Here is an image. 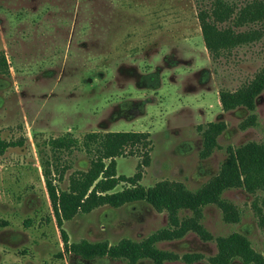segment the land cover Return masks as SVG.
<instances>
[{
  "label": "rangeland",
  "instance_id": "1",
  "mask_svg": "<svg viewBox=\"0 0 264 264\" xmlns=\"http://www.w3.org/2000/svg\"><path fill=\"white\" fill-rule=\"evenodd\" d=\"M224 1L241 7L250 0ZM198 4L0 0V54L8 65V73L0 74V141L14 143L0 156V264H127L101 255L82 258L70 246L139 241L168 226L166 213L132 202L77 215L59 228L41 168V156H51L49 139L66 133L79 140L88 133H149V166L138 170L140 157L118 158L117 176L130 178L140 171L141 186L167 179L190 190L217 174L226 147L264 141V91L255 100V126L244 130L240 125L250 113L243 108L225 112L219 102V92L238 90L264 68V40L213 58L202 40ZM211 122H224L226 129L218 149L202 158L196 128ZM68 160L72 167L61 183L55 182L61 190L73 171L88 167L83 153L63 155L60 164ZM223 197L241 210L240 221L225 223L221 212L208 206L204 227L214 237L240 233L263 253L264 235L250 209L253 197L240 189ZM157 248L180 258L217 252L215 242H203L194 233Z\"/></svg>",
  "mask_w": 264,
  "mask_h": 264
},
{
  "label": "trees",
  "instance_id": "2",
  "mask_svg": "<svg viewBox=\"0 0 264 264\" xmlns=\"http://www.w3.org/2000/svg\"><path fill=\"white\" fill-rule=\"evenodd\" d=\"M196 1L199 3L197 20L202 40L213 58L240 46L264 40V0H250L241 7L224 0H210L209 3ZM243 28L247 29L240 30ZM5 73H8L7 61L0 54V74ZM263 91L264 68L238 90L219 92V102L225 112L243 108L250 113L240 125L244 130L255 126V100ZM225 129L224 122H211L196 128L202 140V158L209 157L218 149L217 139ZM13 144L0 141V156ZM46 145L51 156L47 160L41 156L42 175L59 228L77 215H86L104 206L120 208L132 202H144L156 212L167 215V228L145 239H123L111 246L83 241L70 246L74 254L87 259L96 255L107 256L127 264H136L145 259L154 264L179 259L185 264L202 260L208 264H231L234 261L241 264H264V252L255 251L246 236L234 232L214 237L202 224L203 210L208 206H215L225 223L237 224L241 210L225 199L223 194L240 189L253 197L250 209L264 235V141L226 147L225 158L217 174L195 190L188 189L184 182L167 179L152 187L141 186L140 171L130 178L117 176L118 158L140 157L142 161L138 170L149 166L152 152L149 133H88L81 140L66 133L49 139ZM74 152L85 154L88 167L73 171L68 178L67 189L61 190L55 182H62L63 175L72 167V163L68 160L61 165L60 158L63 155L72 156ZM121 183L127 186L119 192H113ZM188 233L196 234L203 242H215L216 254L206 258L199 253H191L180 258L175 253L157 248L159 243L178 240ZM61 234L66 244L67 237L63 231Z\"/></svg>",
  "mask_w": 264,
  "mask_h": 264
}]
</instances>
